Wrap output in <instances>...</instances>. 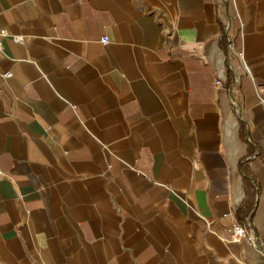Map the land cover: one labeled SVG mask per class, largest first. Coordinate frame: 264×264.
Returning a JSON list of instances; mask_svg holds the SVG:
<instances>
[{
	"label": "crops",
	"instance_id": "1",
	"mask_svg": "<svg viewBox=\"0 0 264 264\" xmlns=\"http://www.w3.org/2000/svg\"><path fill=\"white\" fill-rule=\"evenodd\" d=\"M3 26L0 264H264V0H0Z\"/></svg>",
	"mask_w": 264,
	"mask_h": 264
},
{
	"label": "built area",
	"instance_id": "2",
	"mask_svg": "<svg viewBox=\"0 0 264 264\" xmlns=\"http://www.w3.org/2000/svg\"><path fill=\"white\" fill-rule=\"evenodd\" d=\"M11 35L9 30L6 27H0V54L2 52V39L6 36ZM12 39L15 42H21L22 36L12 35ZM100 41L106 43L108 41V36L106 34L100 37ZM11 73L9 71L2 74L3 77H9ZM215 83H219V79L215 80ZM230 240L233 242H238L240 240H245L248 244H255V237L252 235L251 231L245 224L234 223L230 228Z\"/></svg>",
	"mask_w": 264,
	"mask_h": 264
}]
</instances>
